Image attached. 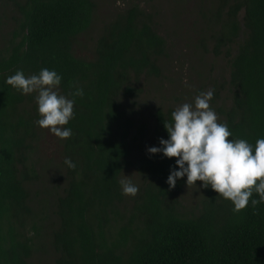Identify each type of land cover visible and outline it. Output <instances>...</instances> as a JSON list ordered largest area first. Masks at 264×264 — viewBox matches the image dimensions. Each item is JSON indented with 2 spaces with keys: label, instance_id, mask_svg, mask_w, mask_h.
I'll return each instance as SVG.
<instances>
[{
  "label": "trees",
  "instance_id": "16d2710c",
  "mask_svg": "<svg viewBox=\"0 0 264 264\" xmlns=\"http://www.w3.org/2000/svg\"><path fill=\"white\" fill-rule=\"evenodd\" d=\"M97 1L2 3L16 16L0 14V264H29L44 242L54 264H264V202L251 204L259 194L234 212L230 200L201 186L198 204L186 209L180 197L187 176L175 188L167 183L179 170L176 158L148 152L170 138L164 123H174V109L152 108L147 136L144 121L126 107L139 105L142 79L160 77L158 63L169 51L154 16L131 3L109 17L92 59L74 55ZM201 8L199 39L190 48L202 51L194 60L225 54L227 71L219 85L227 95L212 109L230 140L244 139L254 150L264 139V0H210ZM45 68L61 76L59 95L74 100V116L63 126L72 136L60 139L51 182L30 159L41 133L37 93L6 83L17 71L27 78ZM211 79L207 71L199 93ZM77 89L83 96L72 95ZM128 169L139 179L134 197L120 183Z\"/></svg>",
  "mask_w": 264,
  "mask_h": 264
},
{
  "label": "clouds",
  "instance_id": "9594fccd",
  "mask_svg": "<svg viewBox=\"0 0 264 264\" xmlns=\"http://www.w3.org/2000/svg\"><path fill=\"white\" fill-rule=\"evenodd\" d=\"M117 7H125L124 0H116ZM8 85L23 94L38 93L36 100L42 117L37 121L41 128L49 129L61 140L72 136L71 129L63 126L74 116V100L59 95L56 90L61 76L55 71L42 69L38 75L25 77L17 71L6 80ZM74 96H83L77 89ZM214 90L201 92L194 105L185 103L172 112L174 123H164L169 139L160 140L162 147H150V154L162 152L168 158H176L179 170H172L167 183L175 188L177 179L187 176V185L203 182L234 205V212L245 209L253 193L259 200L251 199L255 207L264 202V139H258L253 150L244 139L230 140L232 133L226 123H219L218 116L210 106ZM65 164L75 169L76 165L66 159ZM123 194L136 196L138 187L128 179L120 181Z\"/></svg>",
  "mask_w": 264,
  "mask_h": 264
},
{
  "label": "rangeland",
  "instance_id": "374dc122",
  "mask_svg": "<svg viewBox=\"0 0 264 264\" xmlns=\"http://www.w3.org/2000/svg\"><path fill=\"white\" fill-rule=\"evenodd\" d=\"M3 2L4 0H0V14L4 12L3 19L6 20L10 16L15 17L16 15L9 9L3 8ZM124 3L125 7H117L116 0L97 1L93 25L87 34L77 39L73 48L74 55L79 58L92 59L95 40L101 29L109 23V17L119 10L126 9L131 3L137 4L146 13L154 16V27L157 33L165 39L169 49L166 57L158 63L161 70L160 77L151 80L142 79L143 94L138 100L139 103L137 102L139 105L126 104L127 109L134 115L138 114L139 118L146 124L147 136H149L154 125L151 116L152 108L161 107L165 109L169 107L176 110L185 103L194 105L196 96L200 94L198 92L201 86L200 80L206 79L207 71L212 78L209 80L212 84L207 82V84L202 85V92L214 90L218 99L213 97L210 106L216 108L219 105V99H223L227 95L225 85H222L221 89L219 88L222 79L227 80V71L224 69L226 67L225 54L215 58L211 54L203 53V61L198 62L194 59L200 56L202 50L198 45L195 48H190L193 47L190 44L191 39L194 42L199 39L197 27L200 22V8L209 7L210 0H124ZM239 17L241 18V16ZM0 22L2 23V21ZM198 73L201 74L200 77H198ZM212 101L214 105L211 104ZM126 102L128 100H124V103ZM38 139L36 152L30 159L37 172L43 175V181L51 182L57 178L55 166L59 167L61 161L60 138L52 134L49 129L41 128ZM134 146L137 150L139 149L136 144ZM134 146L132 147V155L136 157ZM123 179L130 180L136 187L139 184L138 176L133 169H128L122 175ZM202 184V181H197L196 184L184 186L180 200L186 209L194 208L198 204ZM48 253L50 259L47 256ZM29 264H54L45 242L44 251L34 253Z\"/></svg>",
  "mask_w": 264,
  "mask_h": 264
}]
</instances>
